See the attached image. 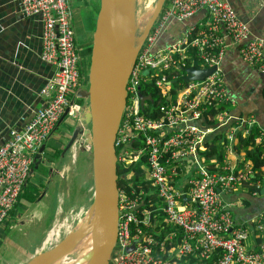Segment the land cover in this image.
<instances>
[{
  "label": "built area",
  "instance_id": "obj_1",
  "mask_svg": "<svg viewBox=\"0 0 264 264\" xmlns=\"http://www.w3.org/2000/svg\"><path fill=\"white\" fill-rule=\"evenodd\" d=\"M18 4L25 15L42 23L41 58L56 70L41 90L44 106L21 129L11 128L9 140L0 147V225L18 203L37 153L64 112L68 109L67 115L80 121L83 110L70 97L83 80L70 0ZM201 9L209 14L205 23L189 26L181 38L158 47L173 22L185 23ZM229 45L264 72V38L252 34L250 20L240 16L232 1H166L127 84L116 138V147L125 150L118 164L127 167L144 159V175L129 190L120 189L118 236L109 264H264V209H249L251 198L262 196L264 176L259 179L253 163L237 149L239 135L248 136L256 120L232 113L237 102L228 92L222 66ZM190 66L216 69L204 79L184 81V69ZM148 81L152 89L144 93ZM155 88L159 98L142 106L138 91L152 95ZM216 136L225 159L209 164L202 152ZM132 140L140 147L126 148ZM256 140H264V131ZM143 182L155 189L158 201H152L155 191L146 190ZM238 210L246 214L239 216ZM162 222L176 230L157 238Z\"/></svg>",
  "mask_w": 264,
  "mask_h": 264
},
{
  "label": "crops",
  "instance_id": "obj_2",
  "mask_svg": "<svg viewBox=\"0 0 264 264\" xmlns=\"http://www.w3.org/2000/svg\"><path fill=\"white\" fill-rule=\"evenodd\" d=\"M230 1L244 20H250L252 34L264 38V0ZM95 3L96 0H76V4H71L79 52L86 46V42L92 40L97 14L93 23L89 6L92 8ZM208 19L206 9H201L185 23L173 22L159 40L158 47L171 44L181 38L186 28L203 24ZM42 30V23L37 17L27 16L20 10L18 0H0V140L11 128H20L44 106L41 90L53 76L56 66L41 58ZM89 47L91 48V41ZM86 59L83 60L87 68L85 71L82 64L83 78L88 74L90 54ZM222 66L228 92L237 102L232 113L253 116L256 120L253 129L259 127V137L264 131V88L259 73L261 71L247 64L241 58L238 47L234 45L226 47ZM87 86L88 82L84 79L75 92L70 94L72 101L82 105L83 113L88 106V99L82 97L80 92ZM80 126L79 119L67 115L46 142L39 163L36 161L34 166L33 172L38 180L30 178L28 183L33 182L39 187L40 196L35 202L20 200V197V202L18 201L6 223L0 225V264H24L42 250L47 228L55 220L61 207V188L72 164L69 160L70 151H74L78 142L69 150L63 148L58 157L54 156L57 159H51L48 163L46 159H50L48 156L51 155L49 150L52 145H66L73 129ZM78 138L81 140L84 137ZM256 142L261 143L264 140ZM241 153L244 158V151ZM234 160L233 158L232 161ZM249 209L254 213L263 210L264 196L251 198ZM238 214L240 216L246 213L238 210Z\"/></svg>",
  "mask_w": 264,
  "mask_h": 264
},
{
  "label": "water",
  "instance_id": "obj_3",
  "mask_svg": "<svg viewBox=\"0 0 264 264\" xmlns=\"http://www.w3.org/2000/svg\"><path fill=\"white\" fill-rule=\"evenodd\" d=\"M129 1L99 0L91 40L88 86L80 92L82 97L88 99V106L84 113L82 112L80 128L73 129L64 147V150H69L80 141L79 136L87 137L86 141L91 147L94 184V199L89 210L93 207L94 212L86 217L82 226L75 228L53 248L40 252L24 264H49L63 257L69 246L89 233H91L92 241L89 264L110 263L119 225L118 158L119 154L125 150V148L119 150L116 147V138L128 100L127 84L138 53L167 0H156L154 9L140 35L135 34L134 28L130 29L133 10L131 12ZM215 69V66L204 69L190 66L184 69L185 75L182 79L184 81L201 80ZM259 73L262 76L264 88V72ZM138 94L142 106L146 100L154 101L151 94L144 95L141 90ZM67 114L68 109L62 115L59 124ZM29 120L18 129L25 126ZM9 138L10 130L0 140V147ZM134 144L135 140H132L126 148L133 149ZM44 149L45 145L37 153V162ZM261 194L264 195V184ZM183 197L186 199L185 196Z\"/></svg>",
  "mask_w": 264,
  "mask_h": 264
},
{
  "label": "rangeland",
  "instance_id": "obj_4",
  "mask_svg": "<svg viewBox=\"0 0 264 264\" xmlns=\"http://www.w3.org/2000/svg\"><path fill=\"white\" fill-rule=\"evenodd\" d=\"M150 2L151 3L153 2L152 4H154L155 6L156 0H143V3L140 4L141 12H145V6ZM71 4L72 6L76 4V0H71ZM98 6H99L98 0H96L95 4H92V8L91 6H89V8L91 9L90 12L93 15V23H94V16L95 14H97L98 11ZM78 36L79 38L82 37L80 33ZM143 88H147L149 90L152 89V85L150 81L144 84ZM86 140L87 137H84V141L83 139H81L76 144V148L74 149V151L72 150L70 151L69 160L72 162V164L69 175L64 179L65 182L61 188L63 192L61 198V205H60L61 207H59L57 217L55 218V220L53 219L52 224L47 228L42 250L36 252L34 255H37L40 252L53 248L65 236L73 232L75 228L78 229L81 226L82 219L84 221L86 217L90 214L89 207L91 206L94 199L93 196L94 184L92 177L93 171H92L91 153H90L91 147L89 142ZM131 156L133 157V155ZM83 158H89V159L82 166H80L79 163ZM46 160H45L46 163L50 162V160L49 161L48 159ZM129 175L130 174H128V176ZM57 225L59 226V228ZM57 228L58 230L56 231V233H54L53 236H51V231ZM76 246L77 244L73 243L71 246L68 247L67 252L64 254L63 257L53 260L49 264L61 263L66 258L67 259L70 258L73 254H75L74 248H76ZM80 247L81 250L84 251L88 247V242H86L85 240L80 241ZM34 255L32 256V258L34 257Z\"/></svg>",
  "mask_w": 264,
  "mask_h": 264
},
{
  "label": "trees",
  "instance_id": "obj_5",
  "mask_svg": "<svg viewBox=\"0 0 264 264\" xmlns=\"http://www.w3.org/2000/svg\"><path fill=\"white\" fill-rule=\"evenodd\" d=\"M197 32V31H195ZM86 46L80 50V54L82 56L81 59V70H82V64H83V71H85L86 66L84 64V59H86V57H88V55L91 52V48L89 47L90 41L85 43ZM195 54V53H193ZM87 60V59H86ZM196 65L197 62L195 63ZM87 65H88V61H87ZM85 79L86 83L88 82V78L86 76H84L83 80ZM142 91H144V93L149 92V89L147 88H143L142 87ZM152 96L156 99L159 98V92L158 89H153L152 90ZM259 127H255L254 129H252L250 131V133L248 134V136L243 137L242 134L239 135V144L237 145V149L238 151H244V159L245 160H250L253 163V170L255 171V175L260 179L263 178L264 176V170L262 167H264V142L261 143H257L256 142V137L259 134ZM138 143H135V145H137ZM65 144H62L61 146H56L55 144L51 146V149L49 150V153L51 155H49L48 157L51 159H57L54 158V156H59V154L61 153V151L63 150ZM56 154V155H55ZM203 155H205L207 158V163L212 164L210 162L211 159H216L217 162L223 163L224 162V157H225V150L223 147L222 142L219 140V136H216L213 139L212 144L209 146V148L202 152ZM141 158H146L145 156H142ZM89 158H83L81 160V162L79 163L80 166H82L86 161H88ZM144 162V159H142L141 161H139L138 163H132L131 165L124 167L121 166L119 164L118 166V184H119V188H126V189H130L131 188V184H133V186L136 185V180H139L140 178H143L144 175V171L142 170V168L140 167L141 163ZM239 165H242V163H240ZM39 168V166H38ZM133 172V176L131 178H128V174ZM31 178H34L35 180H38L37 175L33 174L31 175ZM146 182H143V185L145 186L146 190H154V188H152V186L150 185H146ZM38 186H35L32 183L28 184L26 189L21 193V199H24L27 202H35L38 197L41 194V191L38 189ZM156 191L155 194L152 195V201L156 202L158 201V198H156ZM149 196H146V199H148ZM19 200V202H20ZM246 205L249 204V201L245 200ZM160 218L164 217L163 214L159 215ZM172 230H176V228L167 225L165 222H162V233L161 234H155V236L158 238L159 236L163 237L165 236L167 233H169ZM175 241H173V243H175ZM197 260V258H192L191 262H195ZM212 262V261H210ZM209 262V263H210Z\"/></svg>",
  "mask_w": 264,
  "mask_h": 264
},
{
  "label": "bare ground",
  "instance_id": "obj_6",
  "mask_svg": "<svg viewBox=\"0 0 264 264\" xmlns=\"http://www.w3.org/2000/svg\"><path fill=\"white\" fill-rule=\"evenodd\" d=\"M141 3H143V0H130L129 1V7L131 9V12L133 10V16H132L131 22H130V29L134 28L136 35H140L144 24L147 22L149 16L151 15V13L154 9V4H152L153 2L152 3L150 2L149 4H147L145 6V12H141V10H140V4ZM133 6H134V8H133ZM91 212H94L93 207L90 210V213ZM83 222L84 221L82 219L81 226L83 225ZM58 228H59V226H58ZM58 228L51 231V236H53V234L56 233ZM84 240L86 242H88V247L84 251H82L81 247H80V241H84ZM76 244H77V246H76V248H74L75 254H73L68 259L66 258L61 263H54V264H89V258H90L91 248H92L91 233L85 235L81 240L76 242Z\"/></svg>",
  "mask_w": 264,
  "mask_h": 264
},
{
  "label": "flooded vegetation",
  "instance_id": "obj_7",
  "mask_svg": "<svg viewBox=\"0 0 264 264\" xmlns=\"http://www.w3.org/2000/svg\"><path fill=\"white\" fill-rule=\"evenodd\" d=\"M134 145H135V144H134ZM134 147H136V148H137V147H140V143H138V144H137V145H135Z\"/></svg>",
  "mask_w": 264,
  "mask_h": 264
}]
</instances>
